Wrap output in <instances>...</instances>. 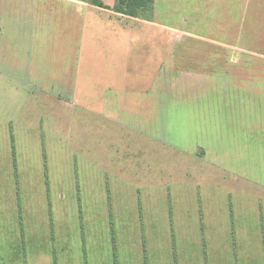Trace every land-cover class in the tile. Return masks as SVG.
<instances>
[{"label": "rangeland", "instance_id": "374dc122", "mask_svg": "<svg viewBox=\"0 0 264 264\" xmlns=\"http://www.w3.org/2000/svg\"><path fill=\"white\" fill-rule=\"evenodd\" d=\"M255 2L237 1L239 30ZM195 3L170 19L158 12L150 29L140 18L118 108L58 96L68 73L55 49L42 68L61 81L0 77L4 264H53L42 245L56 264H264V59L216 48L213 6L202 16ZM24 59L11 54L13 77ZM15 172L32 246L16 240Z\"/></svg>", "mask_w": 264, "mask_h": 264}, {"label": "crops", "instance_id": "0c3cea01", "mask_svg": "<svg viewBox=\"0 0 264 264\" xmlns=\"http://www.w3.org/2000/svg\"><path fill=\"white\" fill-rule=\"evenodd\" d=\"M190 1L153 0L144 14L149 29L151 24L155 25L153 18L158 12L165 18H169L178 8H181V14H188ZM192 1L198 2L195 3L197 9L192 11L202 16L204 6L212 4V26L216 25L212 34L218 36H214L216 39L213 38L211 42L216 48L232 52L238 50L241 60H244L245 55L257 52L264 59V41L258 40V32L264 25V0H255L253 8L245 6L243 17H247L248 21L244 29L240 30L236 28L237 18L234 17L237 1L242 0ZM101 2L110 9L116 4V0ZM110 9L97 7L91 0H0V77L9 81H22L23 87L43 80L61 81L46 76L42 68L47 63L45 58L53 54L51 50L55 49L58 58H61L57 62L68 73L67 84L62 88L64 92L58 96L78 97L79 104L84 108H104L105 98L108 97L111 108H118L117 98L122 97L123 72L131 76V69H125L124 66L125 57L134 45L133 35L138 32L135 27H138L140 18L125 16ZM230 17L233 18L231 23ZM160 30L164 33L173 32L170 25H162ZM179 32L185 35L193 33L185 29ZM194 32L199 39L206 34L204 30ZM15 34L19 42L14 47L11 42ZM12 53L18 58L25 56L24 61L27 62L25 67L18 69L19 78L12 76V71L16 70L9 61ZM229 59L234 60L235 57L230 55ZM31 87L29 89L32 90ZM43 87L40 86V89ZM29 89L28 93L32 94ZM260 120L263 123L260 129L264 132V114Z\"/></svg>", "mask_w": 264, "mask_h": 264}, {"label": "trees", "instance_id": "16d2710c", "mask_svg": "<svg viewBox=\"0 0 264 264\" xmlns=\"http://www.w3.org/2000/svg\"><path fill=\"white\" fill-rule=\"evenodd\" d=\"M152 1L153 0H116V4L112 9L105 6L101 2V0H91V3L97 7H101L104 9H110V10L115 11L116 13H119V14H122L125 16H129V17H133V18H146V15H144V14L147 12V9H148L149 5L152 3ZM14 159H13V165L16 168V166H17L16 160H14ZM15 171H16V169H15ZM18 182H19L18 174L15 172V186L17 188L16 195H17V206H18L17 207L18 223H16L17 224L16 230H17L18 238L16 240L20 241V246L25 247V244H31V246H32V243H34V240L33 241L31 239L25 240V238H28L27 234H29V233L27 232V229L25 228V225L23 223V216H22V211H21V206H20V197H19V190H18V186H19ZM48 197H49V194H48ZM49 217L51 220V212H49ZM50 226H52V225H50ZM37 239L40 240L43 238L37 237ZM81 239H82L81 240V242H82L83 238H81ZM45 242H46L45 245L47 246L48 241H45ZM16 244L17 243H15V244L12 243V246H11V243H10L8 246V249L15 250L16 249L15 247H17ZM42 246L44 247V249L46 251H49L53 255V264H56V255H55L56 252H53L52 248H47L44 245H42ZM18 248H19V246H18ZM3 250H5L4 247L0 245V251H3ZM115 251H116V249H115ZM82 252H83V254H84L83 256L85 258V253H84L83 249H82ZM0 256H3V255H0ZM6 258L8 259L9 255H7L6 257L3 256V258L0 257V264L6 263L4 261ZM17 258H19V257L12 259V263H14ZM84 260L86 261V258ZM85 261H84V264H86Z\"/></svg>", "mask_w": 264, "mask_h": 264}]
</instances>
